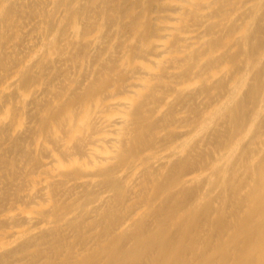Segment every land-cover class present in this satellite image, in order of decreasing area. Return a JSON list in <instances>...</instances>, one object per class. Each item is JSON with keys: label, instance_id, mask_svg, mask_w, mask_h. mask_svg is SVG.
<instances>
[{"label": "bare ground", "instance_id": "6f19581e", "mask_svg": "<svg viewBox=\"0 0 264 264\" xmlns=\"http://www.w3.org/2000/svg\"><path fill=\"white\" fill-rule=\"evenodd\" d=\"M0 264H264V0H0Z\"/></svg>", "mask_w": 264, "mask_h": 264}]
</instances>
